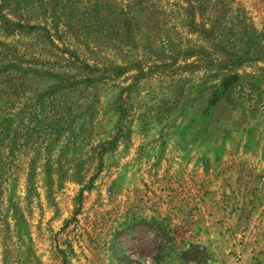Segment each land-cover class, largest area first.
Listing matches in <instances>:
<instances>
[{
	"label": "rangeland",
	"instance_id": "obj_1",
	"mask_svg": "<svg viewBox=\"0 0 264 264\" xmlns=\"http://www.w3.org/2000/svg\"><path fill=\"white\" fill-rule=\"evenodd\" d=\"M25 1L0 0V264H208L176 193L198 224L211 179L255 198L264 0Z\"/></svg>",
	"mask_w": 264,
	"mask_h": 264
},
{
	"label": "crops",
	"instance_id": "obj_2",
	"mask_svg": "<svg viewBox=\"0 0 264 264\" xmlns=\"http://www.w3.org/2000/svg\"><path fill=\"white\" fill-rule=\"evenodd\" d=\"M258 176V188L252 190L253 202L247 201L245 189L230 188L229 179L222 178L218 186L211 179L202 204L201 224L197 223L195 206L203 193L179 186L176 196L180 198L181 209L177 227L204 228L200 235L204 240L199 243L209 250L208 264H264V174Z\"/></svg>",
	"mask_w": 264,
	"mask_h": 264
},
{
	"label": "trees",
	"instance_id": "obj_3",
	"mask_svg": "<svg viewBox=\"0 0 264 264\" xmlns=\"http://www.w3.org/2000/svg\"><path fill=\"white\" fill-rule=\"evenodd\" d=\"M22 4H29V3H27V1H25V0H19V2L17 3V8L19 9L20 7H22ZM70 9V7H69V5L67 6V10H69ZM94 12V21L95 20H97V19H99V20H108L109 19V16L107 15V16H104V17H100L101 16V13H99V11H97V10H95V11H93ZM59 19V18H58ZM53 21V20H52ZM78 23V22H80V24L82 25L83 24V22H84V20H77V21H75V23ZM89 22H91V23H94V22H92V21H89ZM59 24H61V26H59L60 28H61V30L62 31H64V30H70L69 29V27L72 25V23L68 20V19H62V20H60L59 21ZM14 26L15 27H19V25H17V24H14ZM55 31H57L58 32V28L56 27L55 28ZM17 50V49H16ZM16 52H18V50L16 51ZM26 52V51H25ZM24 52V53H25ZM11 54H13V56L14 57H18V53H17V55H15L14 53H12L11 52ZM5 60H8V58H4ZM0 162H1V158H0Z\"/></svg>",
	"mask_w": 264,
	"mask_h": 264
}]
</instances>
